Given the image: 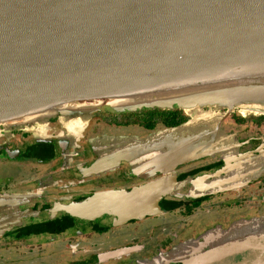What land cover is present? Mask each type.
Listing matches in <instances>:
<instances>
[{
  "label": "flooded vegetation",
  "instance_id": "af4514ba",
  "mask_svg": "<svg viewBox=\"0 0 264 264\" xmlns=\"http://www.w3.org/2000/svg\"><path fill=\"white\" fill-rule=\"evenodd\" d=\"M224 116L216 133L219 118L188 128L182 108L1 125L0 264H201L217 245L262 235L264 114ZM229 119L242 133L227 128ZM191 135L196 155L169 158L172 138L183 153L179 138ZM169 159L173 185L154 212L123 222L69 212L98 194L164 178Z\"/></svg>",
  "mask_w": 264,
  "mask_h": 264
},
{
  "label": "water",
  "instance_id": "95a60500",
  "mask_svg": "<svg viewBox=\"0 0 264 264\" xmlns=\"http://www.w3.org/2000/svg\"><path fill=\"white\" fill-rule=\"evenodd\" d=\"M153 108L184 109L188 128L221 110L264 114V0H0V126ZM183 137V153L176 138L168 147L176 163L196 155V137ZM172 168L69 212L140 218L171 191ZM208 261L264 264V233L217 245Z\"/></svg>",
  "mask_w": 264,
  "mask_h": 264
},
{
  "label": "rangeland",
  "instance_id": "374dc122",
  "mask_svg": "<svg viewBox=\"0 0 264 264\" xmlns=\"http://www.w3.org/2000/svg\"><path fill=\"white\" fill-rule=\"evenodd\" d=\"M223 111H224V110H221V111H220V114H222ZM206 113H209V112H206ZM217 118H218V117H217ZM227 128H228L229 130H233V131H237V132H241V133H242V127L236 126V125L234 124L233 119H229V121H228V123H227Z\"/></svg>",
  "mask_w": 264,
  "mask_h": 264
}]
</instances>
